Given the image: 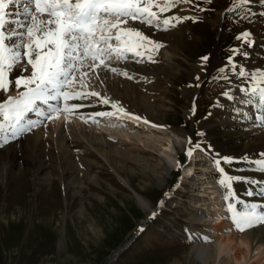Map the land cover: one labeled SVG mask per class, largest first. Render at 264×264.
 <instances>
[{"label":"rangeland","instance_id":"1","mask_svg":"<svg viewBox=\"0 0 264 264\" xmlns=\"http://www.w3.org/2000/svg\"><path fill=\"white\" fill-rule=\"evenodd\" d=\"M175 13L195 22L185 19L168 31L158 30L167 47L153 51L145 42L147 47L138 49L143 57L129 52L126 61L113 64L127 76L102 68L96 69L98 78L91 76L101 98L128 107L124 96L138 94L141 105L134 107L158 117L159 123L143 118L140 125L117 123L111 130L119 136L106 133L125 142L129 158L116 156L109 166L92 152L78 163V176L65 175L57 163L36 176L23 154L8 175L4 164L11 158L0 152V264H205L194 248L233 236L231 212L224 209L223 228H218L206 208L226 191L217 169L219 159L220 168L229 169L220 145L221 124L253 132L246 137L250 144L264 134L256 98L241 103L249 100L242 88L261 85H237L239 72L253 74L264 61L258 55L264 49V0L247 5L193 0L177 5ZM245 32L250 35L243 37ZM119 81L123 87L114 88ZM189 150L201 163L186 168ZM177 158L179 169L169 163ZM190 168L194 174L187 179ZM139 197L149 206L143 207ZM258 252L249 249L243 264H257Z\"/></svg>","mask_w":264,"mask_h":264},{"label":"snow or ice","instance_id":"2","mask_svg":"<svg viewBox=\"0 0 264 264\" xmlns=\"http://www.w3.org/2000/svg\"><path fill=\"white\" fill-rule=\"evenodd\" d=\"M192 2L193 0H0V92L4 93V99L0 101V148L48 120H59V114L72 115L75 109L81 107L69 101L97 97L102 103L109 104L110 99L101 98L99 92H82L76 89L89 88L91 76L99 77L97 68L127 76L126 72L122 73L113 64L126 61L129 52L143 57L144 53L138 49L146 48L147 45H152L153 51H158L163 46L145 35L136 25L168 31L176 26L172 23L173 20L179 23L192 19L195 22L194 17L161 18V14L170 11L173 6ZM250 3L251 0H235L236 5ZM153 8H157L158 12L153 11ZM249 35L248 32L243 33V37ZM202 59L207 60L208 57ZM147 60L156 62L152 56H147ZM139 62L141 61L137 60ZM29 65L31 70L27 67ZM17 66L29 71V75L19 79L9 78V74ZM82 69H90L91 73ZM240 76L250 74L242 72ZM251 78L264 83V71L258 77ZM21 80L24 81L23 85ZM21 86L24 91H19ZM12 90L16 91V95H8ZM241 91L249 96V100H242L241 103H251L252 98L258 101L261 112L258 119L264 127V87L250 90L242 88ZM228 98L232 99L231 96ZM97 115L103 116L105 113ZM33 116L38 119H33ZM93 122L97 121L93 119ZM188 155L191 156V150ZM228 207L231 210L233 205L229 204ZM233 222L243 232L256 223H264V211L258 212L253 206L248 211L237 213Z\"/></svg>","mask_w":264,"mask_h":264},{"label":"bare ground","instance_id":"3","mask_svg":"<svg viewBox=\"0 0 264 264\" xmlns=\"http://www.w3.org/2000/svg\"><path fill=\"white\" fill-rule=\"evenodd\" d=\"M176 9L177 5L173 6L170 11L161 14V18L177 16V13H175ZM153 11L158 12V9L153 8ZM174 22L176 21L173 20V23ZM130 23L132 22L130 21ZM136 26L145 34L159 40L160 44L163 45L162 47H167L168 43L163 37L164 34L161 35L157 29L143 27V25L139 24ZM161 27H163V25H161ZM167 49L172 50V45ZM258 51V55L264 59V49L261 48ZM27 67L31 70L30 65ZM261 71H264V61H259L256 69L252 71L254 72L253 74L243 71L239 72L238 77L242 78V80L237 85H247V87L250 85L259 87L260 85L264 86V83H260L258 79L251 78L258 77ZM242 72L250 74V76H240ZM28 75L29 71H24L17 66V68L9 74V78L19 79L21 77H27ZM23 83L24 81L21 80V85H23ZM123 83L124 82L119 81V84L114 83L113 85V83H111L110 86L113 85L114 88L119 86L121 88L123 87ZM24 90L22 86L19 88V91ZM76 90L82 92L98 91L97 87L95 88V86L93 87L91 85H89L87 89H80L77 87ZM8 95H16V91H9ZM137 96L138 94H136L135 97L130 95L124 96V102L129 104L128 107L113 103L104 104L98 100L97 97L69 101V103L78 104L81 105V107L75 109L72 115L67 113L59 114V120L54 118L48 120L45 122L46 126L45 124H41L33 128L31 132L0 148L1 153L5 152L11 158L4 164L6 165L4 169L7 171L8 175H10L11 172L15 170L16 160L20 158V155L27 154L30 162L36 168H34L36 176L43 172L45 166L51 167L54 163H57L62 168L65 175L74 174L78 176L81 172L78 163L83 161L82 159L85 155L92 156V152L102 157L109 166L112 164H110V160L116 158V156L129 158V150L123 146L125 142L123 141L124 143L122 142V145V143L120 144L114 141V139L109 138L106 133L110 136H119L117 131L116 133L112 131V127H115L117 123L134 122L140 125L139 122L142 121V118L159 123L157 116L156 118L153 115L151 116L148 112L144 110L141 111L138 107V109L134 107V104L138 106L141 105ZM3 99L4 93L0 92V101H3ZM113 105H115V107ZM118 109H123V111ZM97 113H105V115L100 118ZM109 113H111V115H108ZM52 115L55 116V114ZM136 117H140V119H136ZM32 118L38 119L35 116ZM93 119L97 122L94 123ZM258 121L260 120L258 119ZM220 129V145L222 153L227 157L226 161L229 167L228 170L222 168L224 184L227 186L224 197L222 199L219 197H212L214 201L210 205L211 208L209 209L207 207L206 210H212V217L216 225L218 228H223L222 213L224 209H226L227 212H231L232 222L233 217L236 216L237 213L248 211L253 206L256 207L258 212L264 211V134L258 135L256 137V143L250 144L246 137L252 136L253 132L250 131L246 134L240 133L235 130L232 124H221ZM125 138L128 139V134H125ZM219 160L218 162L220 164ZM169 163L173 166L177 164V161L169 159ZM85 167L89 169L92 167V164L88 163ZM192 170V168L187 169L185 174H190ZM115 173L118 175L117 171H115ZM119 177L123 183L128 184L127 180L120 175ZM69 186L72 188V185H68L67 187ZM249 193H252V195H249ZM226 197L228 199H226ZM138 201L145 208L149 206L141 197L138 198ZM229 204L233 205L231 210H229ZM232 233L233 236L225 240L217 239L216 245H213L210 240H207L206 243L200 242L201 244L194 248L197 258L205 264H211L213 262H215L214 264H243L247 256V251L252 248V250L259 251L255 255L256 258L258 257L256 263L264 264V256H262V254L264 255V223H256L251 227H247L242 232L237 229L233 222ZM249 264H253V262Z\"/></svg>","mask_w":264,"mask_h":264}]
</instances>
